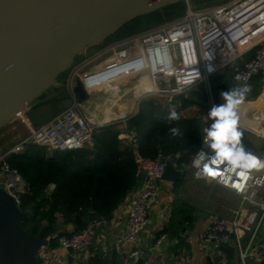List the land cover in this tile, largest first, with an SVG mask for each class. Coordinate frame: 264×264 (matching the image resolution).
<instances>
[{"label": "built area", "instance_id": "built-area-1", "mask_svg": "<svg viewBox=\"0 0 264 264\" xmlns=\"http://www.w3.org/2000/svg\"><path fill=\"white\" fill-rule=\"evenodd\" d=\"M184 4L185 11L181 18L148 30L128 42L104 47L80 62L67 81L74 93L78 73L83 84L96 88L134 78L141 89L136 98L137 104L149 97L170 102L177 96H186L200 86L205 87L206 111L198 117L202 124V136L188 167L195 178H210L217 186L234 192L242 200L231 219L214 221L200 235L203 247L220 250L233 242L239 244L240 238L246 234H250V239L253 240L263 225L264 168L244 170L245 174L242 176L239 168L232 172L226 171L225 162L219 167L214 166V170L219 171L220 175L198 177V169L193 167L192 161L197 158L201 149L209 151L204 144V129L213 122L207 118V113L215 105L209 77L226 66H235L234 71L229 72L237 88L247 85L251 89L256 78L264 83V0H233L202 10H193L189 0H184ZM242 58L244 59L241 60ZM96 63H100V67L92 69ZM209 64L215 69L211 73L207 71ZM247 102L252 101L244 98L242 103ZM124 121L126 123L128 119ZM237 127L242 132L264 140V134L241 125L239 121ZM93 133L92 123L74 101L71 107L62 109L49 121L33 129L28 138L9 154L0 156V188L19 209L22 197L29 193L30 188L23 176L7 164V157L22 151L24 144L59 153L87 148L92 144ZM243 147L246 152L264 162V154H257L250 148ZM133 159L137 170L146 172V179L131 200L122 241L129 256L136 258L139 255L136 249L138 237L147 225L152 204L158 198L156 184L162 179L164 172L161 160L167 158H163L161 154L153 159L144 158L133 146ZM174 159H178V155ZM224 180H227V184ZM244 205L250 206L249 211ZM164 239V235L160 236L157 244ZM94 241L92 227L60 234L54 239L56 246L71 250L72 253L91 247ZM256 250L264 259V238L260 240ZM247 251L248 249L240 253L242 264Z\"/></svg>", "mask_w": 264, "mask_h": 264}, {"label": "crops", "instance_id": "crops-1", "mask_svg": "<svg viewBox=\"0 0 264 264\" xmlns=\"http://www.w3.org/2000/svg\"><path fill=\"white\" fill-rule=\"evenodd\" d=\"M93 47V49H97L96 53L106 46ZM93 49L89 50V53L86 50L81 54L83 59L78 63L80 64L91 56ZM99 64L96 63L91 68L97 69L100 67ZM71 76L67 78L68 81ZM67 80L64 83L66 94L63 97L58 96L60 103L63 99L71 97L78 104L80 111L92 123L94 131L111 126L118 131L119 140L127 143L132 141V132L127 129L129 123H125L124 120L130 119L137 113L139 104L135 97H119L122 93L128 92L127 86L134 83V78L120 82V88L115 83L91 88L81 82L78 73L75 84L76 81H79L82 85L85 93L83 101L77 100L76 95L71 92ZM122 88L125 89L124 92H122ZM147 89L149 88L147 87ZM261 92L264 93L263 87ZM260 94L253 101H256ZM39 98L17 117L20 122L17 121L9 131L0 134V156L9 154L25 140L24 138L28 135L26 133L30 134L33 129L46 123L61 111L56 110L47 119H39L34 115V112L44 101ZM259 104L264 108V96L259 100ZM205 111L193 106L181 111L178 115L199 117ZM259 116L257 114L255 128L257 133L262 134L264 133V119L261 115ZM15 138H19V140ZM241 143L257 154H264V140L259 137L251 136L249 141L245 140ZM91 147L92 144L87 148ZM173 165L176 171L180 172V176L174 181L161 179L156 184L158 198L152 204L147 225L138 237L136 249L139 255L136 258L129 256L122 241V235L131 200L142 183L138 180L135 189L108 216L94 217L92 213H89L86 217L76 216L80 219V222L76 223V217L72 221L66 222L60 214H56L54 224L47 225L46 222H43L36 236L44 230L47 231V236L43 247L35 252L37 264H111L114 259L117 264H136L143 253H147V260L143 264H242L240 253L246 249L248 251L244 264H264V259L256 250L258 243L264 238V222L253 240L250 239V234H246L240 238L239 244L233 242L220 250H213L201 245V233L218 219H231L241 206V197L228 189L217 186L210 178H195L188 165L177 166L174 160ZM138 173L137 170V175ZM53 188L52 185L47 187L46 196L52 192ZM262 197L264 198V195ZM244 206L249 211L250 206ZM90 214L92 215L91 221L89 220ZM81 226L93 229L95 241L91 247L79 253H72L56 246L54 243L56 236L70 234ZM162 235L165 236V239L157 244Z\"/></svg>", "mask_w": 264, "mask_h": 264}, {"label": "water", "instance_id": "water-1", "mask_svg": "<svg viewBox=\"0 0 264 264\" xmlns=\"http://www.w3.org/2000/svg\"><path fill=\"white\" fill-rule=\"evenodd\" d=\"M178 1L0 0V129L48 89H57V78L88 48L104 43L133 20ZM209 84L211 89L218 84V97L237 88L228 66L211 75ZM73 92L78 101L85 99L79 81ZM73 102L71 97L63 99L62 109ZM127 129L133 132L130 123ZM161 162L162 179L174 181L180 176L173 158ZM145 179L146 172H139L137 180ZM22 221L19 209L0 188V264H37L35 252L45 244L47 231L31 236L22 228ZM146 260L147 253H143L136 264ZM111 264H117L115 259Z\"/></svg>", "mask_w": 264, "mask_h": 264}, {"label": "trees", "instance_id": "trees-1", "mask_svg": "<svg viewBox=\"0 0 264 264\" xmlns=\"http://www.w3.org/2000/svg\"><path fill=\"white\" fill-rule=\"evenodd\" d=\"M184 9V2L165 6L126 24L107 41L172 22L183 16ZM263 86L264 83L256 78L245 100H255ZM205 98V92L199 98L177 96L170 102L144 98L137 113L127 121L133 128L130 143L119 140L118 131L108 126L94 131L91 148L49 153L44 147L24 144L22 151L6 159L30 188L19 206L23 214L22 228L36 236L43 222L55 223L56 214L66 222L89 213L94 217L110 215L137 185L133 146L144 158L153 159L161 154L163 158L174 159L178 155V159H174L177 166L188 165L200 143L202 124L198 117L169 119L170 112L179 114L189 107L202 108ZM172 128L178 129L179 135L174 136ZM50 185L54 188L46 196Z\"/></svg>", "mask_w": 264, "mask_h": 264}, {"label": "clouds", "instance_id": "clouds-1", "mask_svg": "<svg viewBox=\"0 0 264 264\" xmlns=\"http://www.w3.org/2000/svg\"><path fill=\"white\" fill-rule=\"evenodd\" d=\"M214 70L211 64L207 66L209 73ZM249 90V86L245 85L242 88L222 92L221 96L225 102L213 105L208 111L207 118L213 122L210 127L204 129L206 133L204 144L209 151L201 149L197 158L192 161L193 167L198 169V177L220 175L219 171L214 170V166L219 167L225 162H227L226 171L232 172L239 168L241 170L239 174L242 176L245 174L244 170L264 168V162L245 151L241 143L242 132L237 129L236 110ZM169 119L178 120L179 115L172 111ZM170 131L174 136L179 135V130L176 128H172ZM224 183L227 184V180H224Z\"/></svg>", "mask_w": 264, "mask_h": 264}, {"label": "rangeland", "instance_id": "rangeland-1", "mask_svg": "<svg viewBox=\"0 0 264 264\" xmlns=\"http://www.w3.org/2000/svg\"><path fill=\"white\" fill-rule=\"evenodd\" d=\"M231 1H233V0H189V4L193 10H202V9H205L208 7H214L217 5L227 4ZM178 2H184V1L180 0ZM173 4H175V3H173ZM159 9H161V8H159ZM159 9H157V10H159ZM184 11H185V9H184ZM168 23H170V22H168ZM165 24H167V23H165ZM165 24H162V25H165ZM162 25H160V26H162ZM148 30L149 29L136 31L135 33H133L127 37H123L121 39H117L114 41L113 40L112 41H105L104 43L99 44V45H95V46H114L118 43L128 42V41L132 40V38H134L138 35H141ZM93 48L94 47L88 48L87 49L88 53H89V50H91ZM96 50H97L96 48L93 49V51H91L92 52L91 55L94 54ZM82 56L83 55L77 56L76 57L77 59L75 58V61H74V64L72 65V67L69 70H67L66 72H64L63 74H61L57 78V80H56V83L58 86L57 90L54 88H50L39 98V100L43 99L44 101L41 103V105H39L37 111L34 112V115L36 117L44 120V119H47L49 116H51L53 112H56V110H59V111L62 110V105L60 103L59 97H63L66 94L65 89H64L65 80H67V78L73 74L75 67L79 64L78 62L81 61V59H83ZM237 63H239V62H237ZM234 65H238V64H234ZM234 69H235V66H232L229 68V71L233 72ZM122 81L116 82L115 85H117L120 88L119 85H120V82H122ZM60 87H61V89H60ZM90 87L93 88L94 86H90ZM122 89H123L122 92H124L125 89L124 88H122ZM127 90H128V92L125 94L122 93L119 98H123L124 96H132V97L137 98L138 97L137 95H140V92H141V89L139 88V86H137L135 81L131 86H127ZM57 91H58V93H56ZM218 91H219L218 84L212 86V92H213L215 105H219V104H222L225 102L223 100L222 96L221 97L217 96ZM204 92H206L205 87L200 86V87L196 88L195 90L191 91L190 92L191 94H188L187 97L190 95V96H196L199 98ZM119 93H120V91L118 92V94ZM261 94H263V93L261 92ZM261 94H260V96H261ZM155 99L163 101L161 98H155ZM252 102H254V101H252ZM202 109L206 110V98H205V103H204ZM250 116H252V114ZM17 121H19L18 118L11 120L7 125H5L4 127H2L0 129V134L9 131L13 126H15ZM244 125L247 127L253 128V123L250 120H248ZM26 134H28V135H26V138H28L29 133H26ZM26 138H24V139H26ZM250 138H251L250 134H248L246 132L243 133V140L242 141H245V140L249 141ZM15 139L19 140V138H15Z\"/></svg>", "mask_w": 264, "mask_h": 264}, {"label": "bare ground", "instance_id": "bare-ground-1", "mask_svg": "<svg viewBox=\"0 0 264 264\" xmlns=\"http://www.w3.org/2000/svg\"><path fill=\"white\" fill-rule=\"evenodd\" d=\"M263 96H264V93L261 94V96L254 102L241 103L240 105H238L237 110H236V115H237V121H239L241 125H244L248 120H250L252 123H254L253 124L254 128H251V129L257 131V129L255 128V126H257V114L261 115L262 118L264 119V108L261 107V105L259 104V100ZM22 113L23 112L15 116V118H17ZM251 114L252 116H250Z\"/></svg>", "mask_w": 264, "mask_h": 264}]
</instances>
